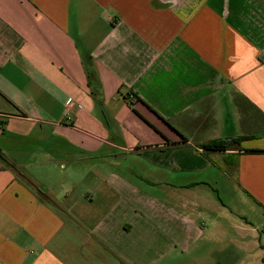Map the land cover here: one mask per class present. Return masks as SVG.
I'll list each match as a JSON object with an SVG mask.
<instances>
[{"label": "crops", "instance_id": "0c3cea01", "mask_svg": "<svg viewBox=\"0 0 264 264\" xmlns=\"http://www.w3.org/2000/svg\"><path fill=\"white\" fill-rule=\"evenodd\" d=\"M256 111L264 0H0V264H264Z\"/></svg>", "mask_w": 264, "mask_h": 264}, {"label": "rangeland", "instance_id": "374dc122", "mask_svg": "<svg viewBox=\"0 0 264 264\" xmlns=\"http://www.w3.org/2000/svg\"><path fill=\"white\" fill-rule=\"evenodd\" d=\"M5 154L6 155L11 154V152L6 151ZM72 157H78V154H74V156H72ZM83 162H85V161H83ZM64 164L66 165V163H64ZM78 164H80V162H78L77 164H74V165H71L70 163L67 164V167H66V168H68L67 171L69 170V171L73 172L74 174L78 175L79 174L78 171L80 170ZM85 165H82V166H85ZM223 185H232V182H231V180H229V181H224V182L220 183V186H223ZM220 188H221L220 198L223 200V202L225 204H227L226 208L228 210H230L231 213H235L237 210H239V211L241 210V212H246V218H247L248 222H250V224H252L253 226H257L259 224L264 223V218H262L260 216L252 215L251 212L249 211V209L245 210V207L239 205V201L236 199L235 195L233 194L231 187L224 186V187H220Z\"/></svg>", "mask_w": 264, "mask_h": 264}, {"label": "trees", "instance_id": "16d2710c", "mask_svg": "<svg viewBox=\"0 0 264 264\" xmlns=\"http://www.w3.org/2000/svg\"><path fill=\"white\" fill-rule=\"evenodd\" d=\"M235 102H236V105H237L238 109L240 110V113L242 114V116H245L250 111L249 108H253L252 105L249 104L248 101H246V99H244L241 96H238L235 99ZM256 113H257V115H259V118L261 120L263 129H264V115H260V113L258 111H256ZM240 140H241L240 138H236V139H229V140H225V141L211 142V143H208L205 145H201V149L209 150V151L225 152L233 144L238 143ZM263 230H264V228H263Z\"/></svg>", "mask_w": 264, "mask_h": 264}, {"label": "built area", "instance_id": "2783aa9c", "mask_svg": "<svg viewBox=\"0 0 264 264\" xmlns=\"http://www.w3.org/2000/svg\"><path fill=\"white\" fill-rule=\"evenodd\" d=\"M129 98H130V99H134V96H133V95H130Z\"/></svg>", "mask_w": 264, "mask_h": 264}]
</instances>
